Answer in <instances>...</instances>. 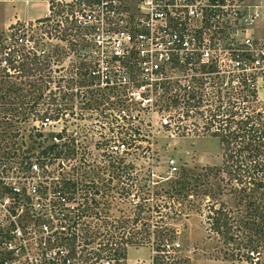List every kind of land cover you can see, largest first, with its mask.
I'll return each mask as SVG.
<instances>
[{"label": "built area", "instance_id": "2783aa9c", "mask_svg": "<svg viewBox=\"0 0 264 264\" xmlns=\"http://www.w3.org/2000/svg\"><path fill=\"white\" fill-rule=\"evenodd\" d=\"M263 18V5L245 0H48L42 17L0 33V73L35 84L37 93L42 86L47 99L51 85L72 84L66 93L84 109L71 114L83 117L98 112L80 86L110 89L116 98H107L105 119L124 121V104L145 107L165 85L172 86L170 98L195 104L218 100L227 84L262 100L257 111L264 115V98L258 97L264 91V39L253 38ZM53 50L64 56L59 65L50 60ZM56 70L72 73L55 79ZM30 115L36 117L29 132L35 146L22 144L26 119L9 127V114L0 110V264H80L82 224L74 217V196L97 180L79 174L70 161L78 151L82 155L80 138L96 126L85 121L71 127L64 119L70 114L48 103ZM160 115L161 127H169L170 113ZM102 124L93 145L109 167L136 141L127 132L108 134L107 122ZM166 168L169 176L178 171L172 159ZM105 258L101 264H117Z\"/></svg>", "mask_w": 264, "mask_h": 264}, {"label": "rangeland", "instance_id": "374dc122", "mask_svg": "<svg viewBox=\"0 0 264 264\" xmlns=\"http://www.w3.org/2000/svg\"><path fill=\"white\" fill-rule=\"evenodd\" d=\"M245 2L261 4L264 7V0H245ZM254 26L253 38L255 40L264 39V18L258 19ZM6 30L0 29V33H4ZM52 54L54 58L50 60L54 61V65H59L64 56L62 58L56 57L55 55L58 52L55 50L52 51ZM71 73L69 70L63 72L56 70L53 76L58 79L62 74ZM22 81V78L14 79L16 84L23 87V94L26 95L25 102L29 107L25 109V112L32 109H44L45 104L48 103L52 104L54 109L61 110V112L65 109L70 114L64 119L71 127L85 121L96 126L80 138L84 147L81 151L82 155L78 151L77 158L70 161L71 166L80 168L78 170L79 174L84 176L83 173H85V176L95 178L99 188V194L95 196L99 204L93 206L92 211L96 212L97 216L91 215V217L82 219L79 222L82 226L85 224L90 226V231L93 234L92 237H88L92 240V243L84 245L82 243L85 237L82 235L83 231L79 230L82 236L81 248L97 247V243L105 242L109 236L116 235L115 230L117 227H123L129 231L131 239L125 250V259L120 264H153L152 257L155 255V245H151L150 242H140H143L141 238L147 236L144 232L146 230L145 222L149 226L148 229L152 231L150 225L155 224L154 221L160 219L154 211L148 213L141 211L140 206L145 204L143 198L147 197L146 194L148 193L150 195L148 204L152 208L155 202L159 203L153 194L162 192L161 221L167 223V226L171 228L170 231L163 229L162 236L179 243L178 247L175 246L177 255H174V257L181 262L180 264H246L234 260L232 250L224 247L214 236L208 235L204 230V214L210 193H207L208 187L198 185L197 188L195 183L205 180L203 177L206 174V168L219 169L221 165L222 151L219 140L210 136L209 131L207 132L205 129L208 110L214 109V105L219 103V101H216L217 97L213 96V99L206 97L208 99L203 100L201 106L195 108L192 107L193 100L175 99V96L174 99L170 98L172 86L165 85L161 93H153V99L145 107L140 104L138 106L124 104L127 109V114H124V121L118 119V116H116L115 121L114 116L112 118L108 117L107 120L104 116L105 109L111 110V107L105 104L107 98L110 100L116 98L110 89L96 87L91 91L86 86H80L83 88L82 91L89 94L88 104L95 107L98 112V114L92 113L83 117L79 114H71L74 109H84V105L79 98L73 99L72 95L66 93V88H69L72 84L61 83L59 89L56 86L54 87L55 84L51 85L53 91L51 90L52 94L50 93V97L47 99L44 96L41 98L36 97L41 94V90L38 93L33 90L34 93L29 94L28 86L20 84ZM30 90L32 91V89ZM239 91L240 87L234 90L230 84H227L226 87L221 89L219 98L223 102L227 99L236 102L235 107H233L234 111H240L241 107H246V110L250 111L258 109L262 104L263 90H259L258 94L261 101L254 100V97L248 91ZM63 92H65L64 96ZM42 93H44L43 95L47 94V90ZM240 95L249 100L241 103L239 108ZM161 110L170 113L168 117L169 127H161L160 125ZM99 112H102V115ZM113 113L117 114L118 112L114 110ZM27 117L26 121H23L24 123L20 125V129H22L21 141L24 145L35 146L38 141L29 132H31L30 119L34 120L36 117L30 115V113L27 114ZM104 122H107L110 128V130H106L108 134L123 136L127 132V137L130 136V139L134 138L136 141V148L132 147L127 155L113 160L115 165H118L121 161L122 166L131 165L133 168L127 170L128 172L110 168L106 163L100 161V148L95 147L93 142L99 139L98 133L101 131L100 128L105 126V124H102ZM217 125L218 122H215L213 127ZM170 159L174 160L178 167L177 173L172 176L167 174L166 168L167 161ZM83 161L90 162L89 166L87 164L82 165ZM181 173L187 176L186 179L182 180L187 182V188L191 189L188 191L189 195L186 199H179V202H177V196L172 194L173 191L170 192L173 185L170 182L174 176ZM224 175V173L215 172L213 176H208L211 178L210 182L214 184L213 188H216L217 185L222 188L223 184L219 179H223ZM212 196L217 202H230L231 200V196L229 200L228 196L222 193H216ZM174 210L177 211V214ZM178 212L180 213L178 214ZM132 219H136V223L133 224ZM97 231L102 235L97 237L95 235ZM129 234H127V237H129ZM207 235L210 237H207ZM155 236L154 232L149 234L150 239H154ZM83 255L82 251L80 264H91L90 261L87 262L83 258ZM109 259L104 258L103 260Z\"/></svg>", "mask_w": 264, "mask_h": 264}, {"label": "trees", "instance_id": "16d2710c", "mask_svg": "<svg viewBox=\"0 0 264 264\" xmlns=\"http://www.w3.org/2000/svg\"><path fill=\"white\" fill-rule=\"evenodd\" d=\"M25 73L26 70L22 75ZM0 77V110L4 116L9 114L8 126L16 127L14 122L26 119L27 114L33 109L25 112L29 106L25 102L26 95L23 94V87L10 80L8 75L0 73ZM20 84L32 89V91L28 89L29 94L34 93L35 84L29 81H22ZM38 90H42V86H39ZM36 97L41 98L42 93ZM239 99V108L241 103L249 100L241 95ZM216 101L219 103L214 105V109L208 110L205 129L207 132L209 131L210 136L219 140L222 151L221 165L219 169L206 168V174L203 177L205 180H201L199 183L195 182L197 188L198 185H204L208 187L207 193H210L204 214V230L208 235L214 236L224 247L231 249L234 260L246 264H264V115L257 109L247 111L246 107H241L240 111H234L233 107L236 102H231L230 99L224 102L221 99ZM197 102L193 106H200L201 101L197 100ZM215 122H218V125L213 127ZM121 162L118 165L112 163L109 167L125 172L133 168L131 165L122 166ZM215 172L225 174L223 179H219L223 184L222 188L218 185L213 188L214 184L210 182L209 175L213 176ZM183 174H177L170 182L173 184L170 192L173 191L172 194L177 196V202L179 199H186L189 195L188 191L191 189L187 188V182L182 180L187 178ZM216 193L227 195L228 198L231 196L230 202L215 201L212 195ZM98 194V186L91 184L83 186L74 196L78 204L74 213L76 220L86 219L91 215L97 216V213L92 211L93 206L99 204L95 199ZM153 195L159 203L155 202L151 208L148 204L150 195L147 193V197L143 198L145 204L140 206V209L146 213L154 211L160 220H155V224L150 225L152 231L148 229L149 226L145 222L146 230L144 232L147 236L143 237L145 240L141 238L143 242L140 243L150 242L151 245H155L153 264H180L181 262L174 257L177 255V249L173 246L175 240L162 236L163 229L169 231L171 229L167 223L161 221L162 192H156ZM174 211L177 214V211ZM132 223H136V219H132ZM90 230L91 228L87 224L81 227V231L84 233L82 235L85 237L82 243L84 245L92 243V240L88 239L93 235ZM115 232L117 234L109 236L105 242L97 243V247H82L83 258L87 262L90 261L91 264H101L103 258L112 256L117 264H120V260L125 259V250L130 244L131 238L129 231L123 227H117ZM153 232L156 236L154 239H150L149 234ZM96 233L97 237L102 235L98 231ZM208 235L207 237H210ZM68 245L74 248L75 244L70 241Z\"/></svg>", "mask_w": 264, "mask_h": 264}, {"label": "crops", "instance_id": "0c3cea01", "mask_svg": "<svg viewBox=\"0 0 264 264\" xmlns=\"http://www.w3.org/2000/svg\"><path fill=\"white\" fill-rule=\"evenodd\" d=\"M47 4L48 0H0V29L42 17Z\"/></svg>", "mask_w": 264, "mask_h": 264}]
</instances>
